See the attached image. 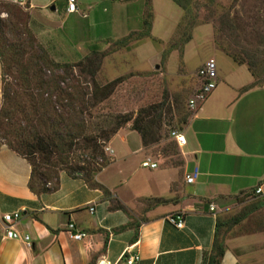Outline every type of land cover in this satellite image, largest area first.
<instances>
[{
	"label": "crops",
	"instance_id": "0c3cea01",
	"mask_svg": "<svg viewBox=\"0 0 264 264\" xmlns=\"http://www.w3.org/2000/svg\"><path fill=\"white\" fill-rule=\"evenodd\" d=\"M66 3L27 0L25 9L35 36L63 48L72 57L83 56L90 47H100L142 23V0H76L77 11L72 13L65 11ZM153 3L155 6V0ZM214 59L216 87L179 130L185 137L179 146L181 161L167 167L156 163L148 170L157 187L146 198L164 199L165 203L154 202L139 212L131 211L134 203H128L126 195L115 189L126 184L133 171L127 180L115 185L96 174V180L112 197L65 172L59 175L56 191L37 195L27 186L28 161L1 145L0 264H96L102 258L128 264L125 258L134 252L139 259L133 264H202L212 247L221 201H233L244 193L264 201V84H251L255 79L246 66L230 57ZM217 60L220 64L228 62L231 70L224 75ZM122 130L108 143L113 156L111 142ZM122 140L127 142L126 135ZM138 151L144 153L142 144L135 152L125 151L123 160ZM194 168L198 174L187 183L185 175ZM259 185L262 192L256 194ZM114 198L124 209L110 208ZM14 211L20 212L14 228L28 235L29 243L3 238L2 216ZM178 213H183L181 228L168 221L170 215ZM68 223L85 236L71 238ZM246 238L257 260L258 249L264 254V228ZM233 242L225 243L219 264H244Z\"/></svg>",
	"mask_w": 264,
	"mask_h": 264
},
{
	"label": "rangeland",
	"instance_id": "374dc122",
	"mask_svg": "<svg viewBox=\"0 0 264 264\" xmlns=\"http://www.w3.org/2000/svg\"><path fill=\"white\" fill-rule=\"evenodd\" d=\"M181 1L187 4L185 10L173 0H155V6L153 0H142V23L135 30L105 41L96 52L87 51L83 56L72 57L63 48H55L35 36L25 7L0 0V52L4 55H0V145L11 149L7 145L9 141L15 143L40 131V135L44 134V127H39L40 120L34 117L35 100L29 96V92L37 94L43 90V81L58 82L62 88L71 90L74 87L87 92L92 90L94 83L99 88L107 87V98L100 104L102 111L95 109L98 105L91 108L90 113L83 110L82 116L72 113L69 121L81 119L90 127L100 119L101 113H119L129 118L111 142L114 156L108 145L111 139L105 142L104 151L110 163L97 174L115 185L124 178L127 180L133 171L128 182L116 187L115 191L123 192L127 202L134 203L131 206L133 212L156 203L146 198L157 186L148 171L151 168L143 167L141 162L149 158L159 166L167 167L181 161L179 146L171 140L169 131L181 129L179 116L192 112L188 100L199 86L197 68L200 63L210 57L226 55L246 66L255 79L251 84H264V0ZM144 19L150 23L148 35H145ZM90 58L93 63H89ZM217 65L218 68L221 66L224 75L231 70L228 62L220 64L217 60ZM61 77H64L63 81ZM54 100L55 97L50 102L42 101L52 109L47 114V122H58L59 114L67 116L70 113L66 112V101L61 104ZM162 101L164 104L157 112L152 111L148 116L139 114L142 109ZM39 102V99L35 101ZM84 104L77 103L76 108H84L87 105ZM158 114H161L160 124L153 127L159 139L143 147L145 155L138 151L123 160L125 151L135 152L141 146L140 135L129 130L132 121L138 118L140 124L149 123V118L154 119ZM33 125L37 129H33ZM125 135L126 143L122 140ZM88 152L82 147L72 153L82 155L75 161L87 166L81 161L90 160L82 154ZM111 194L109 192L108 196ZM253 196L244 193L233 201H221L223 208L218 215L229 221L261 198ZM111 204L116 205L115 198ZM263 228L264 207H261L238 224L223 225L219 238L224 243L242 238L240 242H233L242 262L263 264L262 248L258 249V259H254L246 238V235Z\"/></svg>",
	"mask_w": 264,
	"mask_h": 264
},
{
	"label": "trees",
	"instance_id": "16d2710c",
	"mask_svg": "<svg viewBox=\"0 0 264 264\" xmlns=\"http://www.w3.org/2000/svg\"><path fill=\"white\" fill-rule=\"evenodd\" d=\"M173 1L184 10L187 8V4L183 3L181 0ZM143 24L147 27L145 35H148L150 23L147 19H144ZM98 50V46L89 48L90 52H96ZM0 55L4 57L1 52ZM88 60L89 63H93L91 58ZM88 72L90 71L88 70ZM60 80L63 81L64 77H61ZM43 84L44 87L41 92L39 91L37 94L29 92V96L31 100H35L36 102H38V99L41 100L39 103H35L34 101L33 107L35 109L34 117L40 120L41 125H39V127H44L42 130L44 134L40 135V131L30 138H21L17 142L15 141V143L11 141L7 143L12 150L26 159L30 165V175L27 182L28 188L37 195L56 191L59 188V175L61 172H65L71 177L82 178L90 186L100 189L104 196H108V189L99 183L95 176L103 167L110 163V159L104 151L105 142L109 141L123 124L127 123L130 119L119 113H101L99 116L100 119L96 120L90 127L81 119L80 121H78V119H71L70 121L72 123H69V115L72 113L76 114V116H82L83 110L90 113L91 108L98 105L99 106L95 109H97V111H102L103 107L100 104L107 98V87L99 88V86L94 83L92 90L87 92L84 89H75L74 87H72L71 90L62 88L58 82H52L50 84L45 80ZM44 94H46L45 98H43ZM53 97H55L54 101H60V103L61 101H66V104H68L66 112L70 113H67V116L59 114L58 122H47V114L52 112V109H48L45 106L46 103L44 104L42 101L50 102ZM86 101H88V104ZM77 103H85L87 105L84 104V108H76ZM163 104L164 101L157 105H151L148 109H142L139 114L144 113L148 116L152 111L157 112V110H160ZM189 115L184 114L183 116H179L180 118L178 121L182 126L186 123ZM101 117L103 118L101 119ZM160 117L161 114H158L154 119H151L152 117L149 118V123L140 124L138 118L132 121L129 129L135 130L140 135L142 147L159 139L156 137V131L153 126L155 124H160ZM171 120L172 118H170L169 121ZM32 128L37 129L35 125H33ZM177 130H180V127ZM82 147L89 150L88 153L82 154H86L90 157V160L84 159L81 161L87 166L79 164L80 161H78V163L75 161L76 157L80 158L82 155L76 156L72 153L74 149ZM38 154L41 156L39 157ZM54 156H56V158H54ZM97 159H99V161ZM165 202L167 201L164 199H156V203ZM263 205L264 201H256L252 203L245 212L234 215L229 221H225L221 219L220 216H217L212 247L208 254H204L202 264H219L220 258L225 250V243L223 239L219 238V231L223 225L227 224L231 227L232 225L238 224L254 210L259 209ZM110 208L124 209L117 201L116 205L111 204Z\"/></svg>",
	"mask_w": 264,
	"mask_h": 264
},
{
	"label": "built area",
	"instance_id": "2783aa9c",
	"mask_svg": "<svg viewBox=\"0 0 264 264\" xmlns=\"http://www.w3.org/2000/svg\"><path fill=\"white\" fill-rule=\"evenodd\" d=\"M10 3L18 4L22 7L26 6L27 0H5ZM65 11L67 13H72L77 11L76 0H67ZM197 77L199 79V86L197 87L196 91L193 93L192 97L188 100V107L191 111L198 108L209 96V94L214 90L216 87V79H217V66L216 61L214 58L210 57L206 59L201 66L197 70ZM169 137L175 141L178 146H181L185 143L184 135L177 129H171L169 131ZM143 167L154 168L157 166L156 162L150 161L149 158L143 160L141 162ZM198 174L197 168L191 173L185 175V181L187 183H192ZM256 194L262 192V188L259 185L254 190ZM210 211L214 210V206L212 204L209 205ZM90 210H93V207H90ZM20 218V212L14 211L11 213H5L2 216L3 222L5 223L4 226V234L3 238L6 239H17L24 242L29 243L30 237L28 235H23L19 231L14 228V223ZM168 221L172 223L175 227L181 228L183 227V213H178L176 215H170L168 217ZM67 229L70 232V237L73 239H81L85 236V233L82 231L75 230L73 223L67 224ZM125 252H128L127 250ZM122 254V257L125 254ZM139 259L138 252L131 253L130 255L126 256L125 261L128 264H133ZM96 264H115L110 262L109 260L102 258L99 259Z\"/></svg>",
	"mask_w": 264,
	"mask_h": 264
},
{
	"label": "water",
	"instance_id": "95a60500",
	"mask_svg": "<svg viewBox=\"0 0 264 264\" xmlns=\"http://www.w3.org/2000/svg\"><path fill=\"white\" fill-rule=\"evenodd\" d=\"M51 9H54V6H51Z\"/></svg>",
	"mask_w": 264,
	"mask_h": 264
}]
</instances>
